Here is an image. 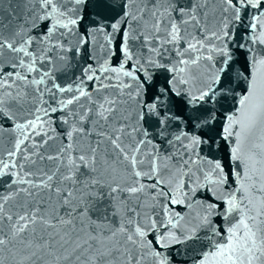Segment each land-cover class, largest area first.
Here are the masks:
<instances>
[{
	"label": "snow or ice",
	"instance_id": "snow-or-ice-1",
	"mask_svg": "<svg viewBox=\"0 0 264 264\" xmlns=\"http://www.w3.org/2000/svg\"><path fill=\"white\" fill-rule=\"evenodd\" d=\"M0 264H264V0H0Z\"/></svg>",
	"mask_w": 264,
	"mask_h": 264
}]
</instances>
